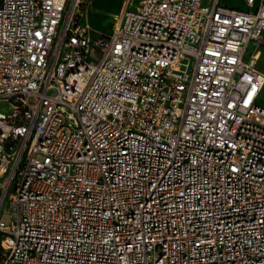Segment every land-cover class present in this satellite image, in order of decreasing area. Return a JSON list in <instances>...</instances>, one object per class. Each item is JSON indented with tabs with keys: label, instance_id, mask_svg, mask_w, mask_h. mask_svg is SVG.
<instances>
[{
	"label": "built area",
	"instance_id": "2783aa9c",
	"mask_svg": "<svg viewBox=\"0 0 264 264\" xmlns=\"http://www.w3.org/2000/svg\"><path fill=\"white\" fill-rule=\"evenodd\" d=\"M89 1L0 0V264H264V0Z\"/></svg>",
	"mask_w": 264,
	"mask_h": 264
},
{
	"label": "crops",
	"instance_id": "0c3cea01",
	"mask_svg": "<svg viewBox=\"0 0 264 264\" xmlns=\"http://www.w3.org/2000/svg\"><path fill=\"white\" fill-rule=\"evenodd\" d=\"M124 0H90L89 6L86 13V19L91 26V28L94 30H104L106 27H108V31L110 30L111 20L112 16L116 13H118L123 6ZM224 4H227L226 2L222 1ZM242 6H235V5H229L233 7H239L244 8V2L241 0ZM106 19L104 22L101 20ZM91 21V23H90ZM93 25L98 26L99 28H94ZM108 32H104L102 34H107ZM249 53H256L257 56V69L264 75V38L263 42L259 45L258 48H255L253 45L249 46L248 49ZM260 69H259V68ZM257 103L264 106V87L262 88L259 97L257 99Z\"/></svg>",
	"mask_w": 264,
	"mask_h": 264
},
{
	"label": "rangeland",
	"instance_id": "374dc122",
	"mask_svg": "<svg viewBox=\"0 0 264 264\" xmlns=\"http://www.w3.org/2000/svg\"><path fill=\"white\" fill-rule=\"evenodd\" d=\"M222 1H224V2H226L227 4H229V5H235V6H242V2H241V0H222ZM206 4V0H202V5H205ZM106 19H103V20H101L102 22H104ZM90 23H91V21H90ZM92 26L94 27V28H99L98 26H95V25H93L92 24ZM94 31L97 33V34H102V33H104V32H109L108 31V27H106V29H104V30H96V29H94ZM259 68V67H258ZM260 69V68H259ZM8 109H9V104L7 103V102H5V101H3V100H0V113H5V112H8ZM9 217H10V214L9 213H7V212H5V213H3V215H2V220L5 222V223H7V221L9 220Z\"/></svg>",
	"mask_w": 264,
	"mask_h": 264
}]
</instances>
